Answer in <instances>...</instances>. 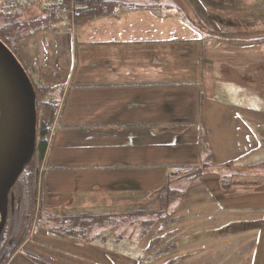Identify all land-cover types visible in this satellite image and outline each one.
I'll list each match as a JSON object with an SVG mask.
<instances>
[{"label": "crops", "instance_id": "crops-1", "mask_svg": "<svg viewBox=\"0 0 264 264\" xmlns=\"http://www.w3.org/2000/svg\"><path fill=\"white\" fill-rule=\"evenodd\" d=\"M122 2L114 15L80 26L62 19L56 31L43 29L24 42L27 61L38 63L58 106L40 171L44 212L146 209L141 202L149 194L156 199L170 169L199 158L202 131L215 165L264 163V95L237 99L215 82L235 72L252 88L250 77L264 75V39H232L193 25L180 1ZM237 22L231 28L239 29ZM176 189L184 196L169 207L179 216L164 226L156 221L144 233L140 222L123 221L118 245L110 247L112 226L102 228L106 236L83 238L36 221L7 264H139L140 254L119 252V228L132 229L133 241L143 234L140 251L150 249L148 255L154 247L158 254V245L150 246L156 241L180 240L181 254L170 250L173 261L181 256L176 264H264V203L253 198L264 187L226 196L232 205L226 215L220 195ZM233 211L240 215L230 219ZM160 256L148 264L168 259L167 252Z\"/></svg>", "mask_w": 264, "mask_h": 264}, {"label": "rangeland", "instance_id": "rangeland-1", "mask_svg": "<svg viewBox=\"0 0 264 264\" xmlns=\"http://www.w3.org/2000/svg\"><path fill=\"white\" fill-rule=\"evenodd\" d=\"M120 1V0H119ZM124 1V0H121ZM126 1V0H125ZM180 1L183 3V5H179L180 7H183L184 9L188 10V14L191 15L190 17L194 16H201V22L200 24L202 26H205L207 30H212L214 28L218 30H225L228 33H231L232 39L238 37L240 40H246L242 35H245V32H248L250 34L255 32H258L259 34L264 35V0H228L227 3H221L218 7H210L209 9L206 8L205 13L202 12L199 7H197L196 0H174V2ZM188 1V2H186ZM194 4V6H193ZM204 4H206L204 2ZM42 0H0V29H2L5 25V18L9 14H15L17 15V20L24 22L25 20H29L33 17H36L41 14L42 11ZM196 5V6H195ZM205 7H209L207 4ZM195 9V10H194ZM197 10V11H196ZM200 11V12H198ZM185 13V12H184ZM186 14V13H185ZM187 15V14H186ZM230 18L231 22L238 21L237 24L239 25V29L230 28V27H223L219 23H215L214 20L216 18ZM228 20V19H227ZM195 21V20H194ZM196 20L195 22L198 24ZM228 22V21H226ZM229 23V22H228ZM43 30V29H42ZM41 30V31H42ZM40 31V32H41ZM37 33L30 35L29 37L20 39L19 41H16L11 44V49L16 53L18 58L21 60V62L25 65L26 69L28 70L33 82L42 90V94L40 98H43L45 100L50 99V95L46 96L49 93V86L43 85L40 81L41 76L38 71V63L31 64L27 61V57L24 55V42L25 40L35 36ZM235 34H240L239 36H235ZM243 37V38H241ZM252 83L253 87L248 88L245 86V82H243L242 79H245L244 77H239L235 72L231 76L226 77L224 80L220 82H216L217 86H219V89H225L227 94L236 97L237 99L243 98L244 96H247L249 94H262L264 95V75L261 76L260 74L257 76H252ZM236 85H239L242 88L236 87ZM43 86H46L44 88ZM49 87V88H47ZM220 89V90H221ZM45 93V96H44ZM186 126V125H185ZM185 128V127H183ZM190 129V127H188ZM201 135V136H200ZM199 135L200 141L198 143V153L199 158L196 160L194 157L189 156L190 158L186 159L184 164H181L176 168L175 166L172 169L169 170L168 173V179L167 182L164 184L163 187H168L169 185L173 188H189L191 191L193 189H199V193H204L205 195H211L214 194L215 197H218L220 195L222 197L221 203L222 209L225 211L222 215H226L228 213L229 207H232V205L229 204L228 199H226V196H232V195H238V194H244L245 192L251 191V189L258 188V187H264V163H259L255 166L250 167H244L248 161L251 160V158H245V159H237L230 161L232 164L229 166H218L215 165L211 159V155L209 151L206 149V143L202 140L203 137V131ZM195 137L193 134L190 135L189 138ZM50 138V137H49ZM264 154V149L262 151ZM158 167V166H157ZM193 172H198V175L192 177ZM152 177V175H151ZM154 177V175H153ZM182 180H185L181 182ZM27 189H28V180L23 175L22 177L18 179L17 183L15 184L14 188L12 189V193L16 198L15 203H13L9 207V214L7 219V225L5 227L4 233L2 235V239L0 240V261L5 256V254L10 250V244L13 246H16L19 244L21 245L24 240L27 239L26 232L27 229L31 228L36 223H42L46 224L49 227L53 228H70V219L69 221L64 220V222L57 221L60 218L63 217V214L52 213V212H44L43 207L41 205L40 209H37L34 213V217L31 220L32 222H28L27 220V214H28V197H27ZM220 190V191H219ZM157 192L154 193H158ZM158 196L155 198L152 197V194H149L147 199L144 200V202H141V205H145L146 208L151 206H157L159 207L160 203L158 201ZM256 203L262 202L264 203V194H254L253 196ZM40 199V198H39ZM180 199V198H178ZM252 200V199H251ZM179 202V200H176ZM174 201V202H176ZM135 205H136V201ZM40 203V202H39ZM128 208V207H126ZM248 209V208H247ZM40 210V211H39ZM133 210V209H132ZM170 215L166 217L167 214L163 213L162 218L157 221H160L161 226H164L165 224L169 223L168 221L170 218L177 219L179 216V213L172 211V207H169ZM126 212H129V209L125 210ZM247 211V210H244ZM134 213V212H133ZM75 212L68 213L66 215L73 216ZM85 214V213H82ZM87 214V213H86ZM178 214V215H176ZM233 215L232 218L234 219V216H239L240 214H237V212H231ZM231 214L230 217L232 216ZM139 214H136L134 219H139ZM172 216V217H170ZM149 218H155L157 217L156 214H149ZM59 218V219H58ZM123 218L119 219L115 224L112 225V228L107 230L106 233L108 234V237H113L114 240L109 241L110 247H116L118 245L116 243V228L120 226H125L123 221L125 220H133L132 218H127L122 220ZM173 219V220H174ZM60 220H63L61 218ZM163 220V221H162ZM124 221V222H125ZM131 221H126L127 223H131ZM200 219L193 220L194 226H202L200 224ZM123 223V224H122ZM29 224V225H28ZM155 224V223H154ZM138 227V226H137ZM103 227H95L94 229H91V227L87 228H78L75 229L76 232L80 236H84L83 234H86L87 237L96 238L100 234L102 235V229ZM60 230V229H59ZM111 231V232H109ZM119 231L122 232V236L120 238L121 242L119 245V252L125 255V257L134 258L138 257L139 264H148L149 261H147L149 258L154 259V261L159 258H162L160 255L162 253L167 252L168 253V259H163L162 261H158L157 264H172L173 262L179 263L180 257L177 256L173 261L174 258H172V254L175 252H171V248L174 247L173 251H178L181 254V248H179V245L181 243L180 240L176 239L173 244H167L161 243V241H156V243H152L150 246H157L158 248V254L156 255L155 247L152 248L151 254L148 255L145 251H140L142 248V245H139L140 240H142L143 234L139 239H136L133 241L131 236H128L127 233H132V229H126V228H119ZM124 234V236H123ZM25 236V237H24ZM103 236H106L103 234ZM123 238V239H122ZM209 248H207L206 254H208L209 250L213 248V245H208ZM149 248V247H148ZM170 251V252H169ZM213 251V250H212ZM197 257L201 256L200 254H196ZM205 259H208L209 256L203 255ZM201 259H203L201 257ZM151 260V263L153 261Z\"/></svg>", "mask_w": 264, "mask_h": 264}, {"label": "trees", "instance_id": "trees-1", "mask_svg": "<svg viewBox=\"0 0 264 264\" xmlns=\"http://www.w3.org/2000/svg\"><path fill=\"white\" fill-rule=\"evenodd\" d=\"M42 11L41 14L33 17L29 20H25L24 22L17 20V15L9 14L5 18L4 27L0 29V38L6 42L10 47L11 44L19 41L20 39L29 37L32 34L40 32L42 29L54 32L59 29V25L62 22V19L59 17V10L63 7H70L72 2L76 4L77 12L75 14V25L80 26L85 24L95 18L102 17V16H109L116 14V11L119 7L124 6V2L121 0H42ZM203 1V0H202ZM217 0H204V2L209 6L205 7L206 4H203L205 8L209 9L210 7H217V5L221 3H227L228 0H220L219 4L216 2ZM197 4H202L201 0H196ZM214 4V5H213ZM194 6V4H193ZM196 6V5H195ZM199 7V4L197 5ZM213 7V8H214ZM202 10V5H200ZM183 9V8H181ZM211 9V8H210ZM195 10V9H194ZM197 11V10H196ZM200 12V11H198ZM203 12V11H202ZM204 13V12H203ZM187 14L189 17V21L193 25H201V16H192ZM228 19V20H227ZM198 20V24L195 22ZM228 21V22H226ZM215 23H219L223 27H230L233 26V23L230 21V18H223V19H215ZM204 29L205 26H202ZM207 30V29H206ZM213 31L216 34H220L225 37L232 38L231 33L226 32L225 30H218L216 28L209 30ZM240 34H235V36H239ZM244 38L257 41L264 39V35L258 32L250 34L245 32V35H242ZM241 37V38H243ZM238 38V37H237ZM37 96H38V135H37V149L27 164L25 169L23 170L21 177L24 175L28 180V189H27V197H28V214L27 220L28 222H32L31 220L34 217V213L37 209H40L41 202H40V192H39V180H40V171H41V164L46 155V151L48 148L49 137L52 131V126L55 121L57 115V102L53 99H43L40 98L42 94V90L34 83ZM46 88V86H43ZM49 88V87H47ZM51 92V88L49 89V93L46 96H49ZM45 96V93H44ZM211 157V156H210ZM198 174L192 175V177ZM184 193L181 190L171 187H162L160 189L159 194V207L154 209H140L135 211L125 212L124 214H117V213H109V214H101V213H78L73 216L63 214V217H59L63 220H57L58 222H64V220L69 221L70 219V228L64 227L61 232L63 234H68L76 237H83L88 238L86 234L84 236H80L75 229L78 228H87L91 227L94 229L95 227H108L115 224L119 219L123 218H132L133 220H126L131 221V223L140 222L143 226L144 233H147L148 230L156 223V221L162 218L163 213L170 215L169 206L171 202L178 200V198H182ZM40 202V203H39ZM39 204V205H38ZM40 211V210H39ZM134 212V213H133ZM136 214H139V219H134ZM149 214H156L157 217L149 218ZM171 220V218H170ZM169 220V221H170ZM125 221V220H124ZM125 221V222H126ZM163 221V220H162ZM168 221V222H169ZM29 225V224H28ZM31 228L27 229L26 235L28 236ZM24 236V237H25ZM25 241V240H24ZM20 245L18 244L17 247L10 244L9 251L5 254V256L0 261V264H7L11 256L16 252Z\"/></svg>", "mask_w": 264, "mask_h": 264}, {"label": "water", "instance_id": "water-1", "mask_svg": "<svg viewBox=\"0 0 264 264\" xmlns=\"http://www.w3.org/2000/svg\"><path fill=\"white\" fill-rule=\"evenodd\" d=\"M38 96L16 53L0 38V237L12 189L37 149Z\"/></svg>", "mask_w": 264, "mask_h": 264}, {"label": "built area", "instance_id": "built-area-1", "mask_svg": "<svg viewBox=\"0 0 264 264\" xmlns=\"http://www.w3.org/2000/svg\"><path fill=\"white\" fill-rule=\"evenodd\" d=\"M76 12H77V8L73 2L70 7L61 8L59 10V16L62 17L63 19L74 20Z\"/></svg>", "mask_w": 264, "mask_h": 264}, {"label": "flooded vegetation", "instance_id": "flooded-vegetation-1", "mask_svg": "<svg viewBox=\"0 0 264 264\" xmlns=\"http://www.w3.org/2000/svg\"><path fill=\"white\" fill-rule=\"evenodd\" d=\"M194 174H198V172H193ZM192 173V174H193ZM16 198L17 197H15L14 195H13V193L11 194V197H10V206L13 204V203H15V200H16ZM6 225H7V223H6ZM6 225H5V227H6ZM4 230H5V228L3 229V232H2V234H1V237H0V240L2 239V235H3V233H4Z\"/></svg>", "mask_w": 264, "mask_h": 264}]
</instances>
